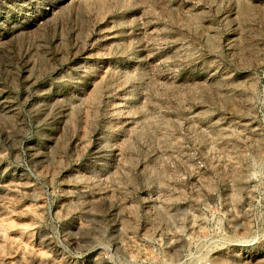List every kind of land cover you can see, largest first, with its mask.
<instances>
[{"label":"rangeland","instance_id":"obj_1","mask_svg":"<svg viewBox=\"0 0 264 264\" xmlns=\"http://www.w3.org/2000/svg\"><path fill=\"white\" fill-rule=\"evenodd\" d=\"M0 264H264V0H0Z\"/></svg>","mask_w":264,"mask_h":264}]
</instances>
